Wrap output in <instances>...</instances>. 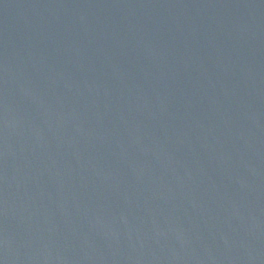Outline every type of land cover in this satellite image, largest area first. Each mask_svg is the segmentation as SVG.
<instances>
[{
    "label": "water",
    "instance_id": "obj_1",
    "mask_svg": "<svg viewBox=\"0 0 264 264\" xmlns=\"http://www.w3.org/2000/svg\"><path fill=\"white\" fill-rule=\"evenodd\" d=\"M0 264H264V0H0Z\"/></svg>",
    "mask_w": 264,
    "mask_h": 264
}]
</instances>
